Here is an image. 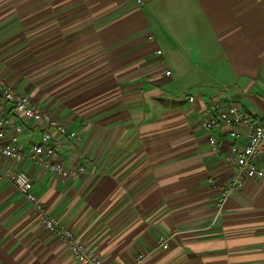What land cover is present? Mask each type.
Wrapping results in <instances>:
<instances>
[{
	"label": "crops",
	"instance_id": "1",
	"mask_svg": "<svg viewBox=\"0 0 264 264\" xmlns=\"http://www.w3.org/2000/svg\"><path fill=\"white\" fill-rule=\"evenodd\" d=\"M0 76L65 125L59 159L87 172L1 155L0 166L24 169L104 264H264V180L218 213L234 139L202 126L217 102L264 115V0H0ZM0 113L27 147L40 141L42 124L1 99ZM0 264H81L1 179Z\"/></svg>",
	"mask_w": 264,
	"mask_h": 264
},
{
	"label": "built area",
	"instance_id": "2",
	"mask_svg": "<svg viewBox=\"0 0 264 264\" xmlns=\"http://www.w3.org/2000/svg\"><path fill=\"white\" fill-rule=\"evenodd\" d=\"M143 3V0H137ZM161 53V50L157 51ZM170 74V71H167ZM0 99L10 104L14 112L29 120L43 125L41 139L29 144L22 142L17 134L9 133L10 118L0 113V155L17 163L29 161L40 165L52 173L63 177L77 179L87 172L84 164L68 165L59 159V151L54 138V131L66 134L65 125L55 119L48 111L35 103L31 97L0 76ZM193 99V98H191ZM218 125H226L230 136L234 139L228 158L235 164V170L228 185L222 187L216 202L218 213L224 208L227 200L239 193L248 180H264V168L258 164V157H264V115L256 119L251 113L244 111L238 104L230 102L223 106L215 103L214 114L202 122L206 129ZM241 127H244L243 130ZM72 138L71 134L66 135ZM245 142L242 144L241 140ZM209 141L214 149L217 139L212 134ZM0 179L8 181L32 205L41 223L53 234L61 238L81 264H104L97 251L88 245L74 230L68 227L57 216L48 212L39 196L31 189L29 174L24 169L8 170L0 166ZM208 182L215 184L213 178ZM181 232L174 229L162 232L157 238L158 246L162 249L170 247V241ZM151 251H145L137 256V261L144 260Z\"/></svg>",
	"mask_w": 264,
	"mask_h": 264
}]
</instances>
